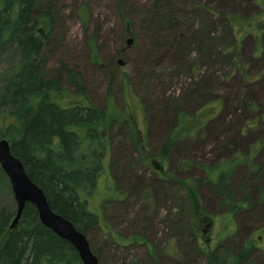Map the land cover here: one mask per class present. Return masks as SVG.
Returning a JSON list of instances; mask_svg holds the SVG:
<instances>
[{"label":"rangeland","instance_id":"374dc122","mask_svg":"<svg viewBox=\"0 0 264 264\" xmlns=\"http://www.w3.org/2000/svg\"><path fill=\"white\" fill-rule=\"evenodd\" d=\"M150 2L126 0L121 10L117 0L58 3L60 23L46 54L47 73L72 91L66 66L80 73L88 103L105 110L112 104L126 117L131 111L146 129L148 155L156 162H141L125 129L115 131L89 203L91 209L99 206L100 218L85 233L90 250L97 252L98 264H205V247L227 264L226 258L247 247L242 264H264V0H171L174 24L152 50ZM92 47L98 64L112 61L107 76L92 62ZM19 60L15 48L0 50V92ZM145 60L148 82L141 74ZM182 116L187 132L173 142L162 165L160 150ZM218 167L227 176L214 184L217 195L223 198L228 190L231 202L245 201L233 216L206 183L207 173ZM112 180L124 199L99 205L117 195ZM6 182L0 168V210L11 213L15 200ZM186 187L197 188V219ZM108 233L143 240L121 247L107 243Z\"/></svg>","mask_w":264,"mask_h":264},{"label":"trees","instance_id":"16d2710c","mask_svg":"<svg viewBox=\"0 0 264 264\" xmlns=\"http://www.w3.org/2000/svg\"><path fill=\"white\" fill-rule=\"evenodd\" d=\"M125 2L117 0V7L123 9ZM58 3L59 0H0V50L13 47L20 58L19 63L6 74L0 92V139L9 142L12 154L22 162L30 180L41 188L52 210L85 234L100 224L99 206L91 209L89 203L96 195L98 179L104 172L103 156L111 148V139L117 136L116 132L125 129L126 139L141 162L153 167L156 162L152 155H148L146 129H140L133 114L126 117L112 104L105 110L88 103L79 72L62 67L70 79L72 91L65 90L59 79L47 73L46 54L55 46L60 23ZM170 3L171 0H151L147 7L146 13L155 25L150 36L153 42L151 50L162 43L167 30L174 24ZM90 55L101 75L107 76L113 69L112 61L98 64L93 47ZM147 61H143V66ZM149 65L146 64V69L141 71L146 82L151 78ZM112 82L110 77L107 89H111ZM78 99L79 102L74 103ZM179 120L160 150L158 160L162 165L173 142L187 132L188 119L182 116ZM111 162L112 159L108 169ZM163 167L159 173L163 172ZM225 175L227 169L221 167L207 173L206 183L217 198L221 195H217L216 186ZM227 182L228 178L226 186ZM5 184L9 190L8 182ZM112 187L117 195L99 205L116 204L124 199L113 180ZM186 190L189 210L197 219V188L186 187ZM221 199L225 205L228 204L230 216L243 209L245 202H231L228 190ZM24 207L13 229L9 227L16 209L11 213L0 210V264H82L77 251L66 240L58 238L40 223L35 206L26 203ZM193 230L198 236L195 223ZM108 237L107 243L121 247L143 240L135 236L124 240L114 234ZM201 249L205 264H219L222 260L214 249ZM247 251L245 247L239 254H232L226 258L227 264H241ZM94 254L99 261L97 252Z\"/></svg>","mask_w":264,"mask_h":264},{"label":"water","instance_id":"95a60500","mask_svg":"<svg viewBox=\"0 0 264 264\" xmlns=\"http://www.w3.org/2000/svg\"><path fill=\"white\" fill-rule=\"evenodd\" d=\"M126 42L128 47L132 45L130 39ZM118 63L121 66L123 64L121 61ZM0 168L8 178L15 200L16 211L9 229L15 228L25 204L30 203L35 206L40 223L46 229H50L58 238L66 240L77 251L82 264L99 263L97 256L90 250L85 234L78 231L66 218L52 210L41 188L30 180L22 162L12 154L10 144L6 139H0Z\"/></svg>","mask_w":264,"mask_h":264},{"label":"flooded vegetation","instance_id":"af4514ba","mask_svg":"<svg viewBox=\"0 0 264 264\" xmlns=\"http://www.w3.org/2000/svg\"><path fill=\"white\" fill-rule=\"evenodd\" d=\"M125 31H126V29H125ZM125 36H130L129 33H128L127 31H126V33H125Z\"/></svg>","mask_w":264,"mask_h":264},{"label":"bare ground","instance_id":"6f19581e","mask_svg":"<svg viewBox=\"0 0 264 264\" xmlns=\"http://www.w3.org/2000/svg\"><path fill=\"white\" fill-rule=\"evenodd\" d=\"M238 144H239V143H238ZM243 262H244V261H242V263H243ZM242 263H241V264H242Z\"/></svg>","mask_w":264,"mask_h":264}]
</instances>
